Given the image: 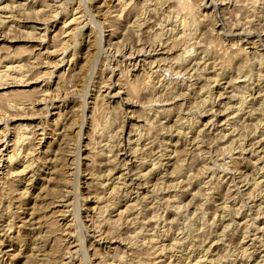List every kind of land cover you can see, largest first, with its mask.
Segmentation results:
<instances>
[{
    "label": "rangeland",
    "instance_id": "374dc122",
    "mask_svg": "<svg viewBox=\"0 0 264 264\" xmlns=\"http://www.w3.org/2000/svg\"><path fill=\"white\" fill-rule=\"evenodd\" d=\"M7 68L0 264H264V0H0Z\"/></svg>",
    "mask_w": 264,
    "mask_h": 264
},
{
    "label": "bare ground",
    "instance_id": "6f19581e",
    "mask_svg": "<svg viewBox=\"0 0 264 264\" xmlns=\"http://www.w3.org/2000/svg\"><path fill=\"white\" fill-rule=\"evenodd\" d=\"M192 15V14H191ZM194 19V18H193ZM35 20H36V18H35ZM43 22V21H42ZM44 24V23H43ZM161 24V23H160ZM237 24V23H236ZM186 29V28H185ZM158 36V35H157ZM177 38H178V36H177ZM43 39V38H42ZM233 57V56H232ZM262 65V64H261ZM175 66V65H174ZM9 67V66H8ZM20 67V66H19ZM9 68H12V66L11 67H9ZM14 69V68H13ZM20 69V68H19ZM6 71H2V72H0V89H2V88H5V84H9L10 83V81L9 82H7L6 80H8V79H12V81H11V83H15V84H17V77H19V76H16V77H13L12 75H11V73H10V70L11 69H5ZM16 70H17V67H16ZM22 70V69H21ZM14 71V70H13ZM23 71V70H22ZM19 72V71H18ZM17 72V73H18ZM16 73V72H15ZM24 73V72H23ZM15 75V74H14ZM19 75H20V73H19ZM21 76V75H20ZM16 79V80H15ZM20 79H21V77H20ZM23 80V79H22ZM149 80V79H148ZM16 81V82H15ZM18 81H20V80H18ZM19 84V83H18ZM2 86H4V87H2ZM137 86V85H136ZM144 89V88H143ZM6 94V93H5ZM12 110V109H11ZM262 113V112H261ZM8 119V118H7ZM23 127V126H22ZM22 139V138H21ZM25 140V139H24ZM0 153H1V149H0ZM19 154V153H18ZM18 154H16V155H18ZM12 158H13V155H8L7 156V162L9 163V161H11L12 160ZM14 159V158H13ZM192 196V195H191ZM222 219V218H221ZM178 242V241H177ZM247 254V253H246Z\"/></svg>",
    "mask_w": 264,
    "mask_h": 264
}]
</instances>
